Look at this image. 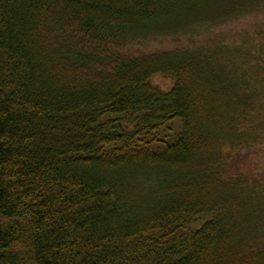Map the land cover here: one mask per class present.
<instances>
[{
    "label": "trees",
    "instance_id": "16d2710c",
    "mask_svg": "<svg viewBox=\"0 0 264 264\" xmlns=\"http://www.w3.org/2000/svg\"><path fill=\"white\" fill-rule=\"evenodd\" d=\"M259 13L0 0V264H264V22L211 33Z\"/></svg>",
    "mask_w": 264,
    "mask_h": 264
},
{
    "label": "rangeland",
    "instance_id": "374dc122",
    "mask_svg": "<svg viewBox=\"0 0 264 264\" xmlns=\"http://www.w3.org/2000/svg\"><path fill=\"white\" fill-rule=\"evenodd\" d=\"M264 14L259 13L258 15H249L240 20H233L226 25L220 26L219 28L212 29L211 32L214 36L221 34H226L227 36H232L234 38L235 34L239 30H245L253 26L255 22L259 23L260 21L264 22ZM206 35V34H205ZM211 36L210 32L203 37L199 36H177V37H160L152 40H143L137 42L136 44L128 46L126 49L133 52H154L159 50H175L182 47L193 46L196 44L202 43L205 38ZM156 82L162 86H166L167 82L156 79ZM256 158V157H254ZM264 160V158H263Z\"/></svg>",
    "mask_w": 264,
    "mask_h": 264
}]
</instances>
